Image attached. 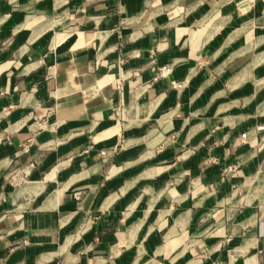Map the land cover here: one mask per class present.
<instances>
[{
  "label": "crops",
  "instance_id": "obj_1",
  "mask_svg": "<svg viewBox=\"0 0 264 264\" xmlns=\"http://www.w3.org/2000/svg\"><path fill=\"white\" fill-rule=\"evenodd\" d=\"M255 178L264 0H0V264H264Z\"/></svg>",
  "mask_w": 264,
  "mask_h": 264
},
{
  "label": "built area",
  "instance_id": "obj_2",
  "mask_svg": "<svg viewBox=\"0 0 264 264\" xmlns=\"http://www.w3.org/2000/svg\"><path fill=\"white\" fill-rule=\"evenodd\" d=\"M171 65H163L161 67H159L158 69V73L156 75V77L154 79H157L158 77H163V76H167L170 72H171ZM173 88L177 89V90H181L183 88V83L180 82H174L172 84ZM100 154L102 156H106V151H101ZM237 168L236 165L233 166H229L228 169H226L225 174H229V172L235 170Z\"/></svg>",
  "mask_w": 264,
  "mask_h": 264
},
{
  "label": "rangeland",
  "instance_id": "obj_3",
  "mask_svg": "<svg viewBox=\"0 0 264 264\" xmlns=\"http://www.w3.org/2000/svg\"><path fill=\"white\" fill-rule=\"evenodd\" d=\"M71 27H72V26H71ZM71 27H67V29L69 30V32L72 31ZM250 181L255 182V184H254V186H253L252 188H246L247 191L249 192V193H248V196H247V199H246V203H250V202H251L256 196H258V195H260V196L264 199V187L260 185V186H261V187H260L261 191H260V192H257V191H256V187H257V185L259 184V183L257 182V178H255V180H251V179H250ZM258 187H259V186H258ZM235 195H236V191L233 193L232 199H230V200H232V201L235 202Z\"/></svg>",
  "mask_w": 264,
  "mask_h": 264
}]
</instances>
